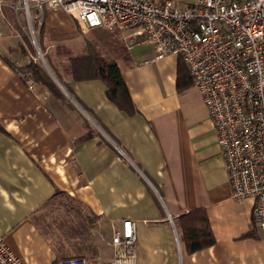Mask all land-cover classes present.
Here are the masks:
<instances>
[{"label":"crops","instance_id":"1","mask_svg":"<svg viewBox=\"0 0 264 264\" xmlns=\"http://www.w3.org/2000/svg\"><path fill=\"white\" fill-rule=\"evenodd\" d=\"M4 1L0 234L23 263L84 257L103 264L113 255L114 230L132 219L137 264H264V236L251 219L253 200L231 195L202 95L193 83L177 89L180 56L156 58L153 46L130 45L127 33L120 50L106 52L101 27L86 28L63 9H39L33 0L44 25L38 43L66 87L47 60L46 68L74 110L43 84L34 81L30 88L13 67L34 56L12 10L19 0ZM87 41L119 65L135 110L109 99L102 80L73 79L69 59L84 55ZM198 208L205 210L216 241L190 253L177 218Z\"/></svg>","mask_w":264,"mask_h":264},{"label":"built area","instance_id":"2","mask_svg":"<svg viewBox=\"0 0 264 264\" xmlns=\"http://www.w3.org/2000/svg\"><path fill=\"white\" fill-rule=\"evenodd\" d=\"M34 1L39 9H63L86 28L126 30L130 45L148 43L156 58L182 57L216 129L231 195L253 200L252 223L264 236V0ZM5 6L0 0V13ZM11 6L19 9L18 3ZM25 12L29 17L27 0ZM31 34L36 44L32 29ZM23 76L33 88L31 71ZM112 246L113 255L103 264H137L134 220L125 219L114 230ZM0 264H24L1 234ZM58 264L89 261L70 257Z\"/></svg>","mask_w":264,"mask_h":264},{"label":"trees","instance_id":"3","mask_svg":"<svg viewBox=\"0 0 264 264\" xmlns=\"http://www.w3.org/2000/svg\"><path fill=\"white\" fill-rule=\"evenodd\" d=\"M43 34L44 25L41 23L38 41L42 38ZM23 36L28 42L25 33ZM40 47L44 52V48L41 44ZM86 49L87 52L84 55L71 57L69 59L68 70L73 79H100L105 84L106 94L109 99H111L125 111L131 112L135 110L131 93L127 83L123 78L119 65L115 61L104 59L95 49V47H93V45L88 41ZM45 58L50 67L53 69L57 78L65 86L62 79L58 76L57 72L48 61L47 56H45ZM180 58L181 61L178 65L177 89L179 91H183L187 86L192 84V79L189 75L187 65L181 56ZM13 67L21 74H23L25 71H31L33 80L36 83L45 85L55 97L67 102L72 109H76L63 93L62 89L54 80L52 75L49 73L46 66L40 60L30 61L22 68L16 67L14 65ZM57 195H60V193L55 194V196ZM177 219L181 228V240L188 252L193 253L210 247L215 243L216 239L204 209L198 208L188 213H184Z\"/></svg>","mask_w":264,"mask_h":264},{"label":"rangeland","instance_id":"4","mask_svg":"<svg viewBox=\"0 0 264 264\" xmlns=\"http://www.w3.org/2000/svg\"><path fill=\"white\" fill-rule=\"evenodd\" d=\"M178 1H182V2H188V3H193L196 0H178ZM32 1L31 0H27V4H28V10H29V17L27 16L26 12H25V0H19L18 1V5H19V9L16 11L17 12V19H18V24H19V29L21 31V23L24 27V31H25V36L28 40V45L27 48L30 52V54H32L36 60H40L43 64V60L40 57V54H43L44 59H45V55L44 52L40 49L39 43H38V34H39V28H40V17H36L35 16V12H34V8L32 7ZM4 10V8H3ZM0 19H3V15L2 13H0ZM31 29L34 32V35L36 37V44H34V40H33V36L31 34ZM99 36L103 37L102 39H104L105 41V46L103 47V50H120L122 48V46L124 45V43H126V40L123 39V35L126 34L128 31L126 30H120L118 28H112V29H108V28H104L101 27L99 28ZM107 52V51H106ZM63 54H69L70 56L73 54L71 51H63ZM36 60H31V61H36ZM45 63H46V59H45ZM48 66V65H47Z\"/></svg>","mask_w":264,"mask_h":264},{"label":"water","instance_id":"5","mask_svg":"<svg viewBox=\"0 0 264 264\" xmlns=\"http://www.w3.org/2000/svg\"><path fill=\"white\" fill-rule=\"evenodd\" d=\"M40 57H41V59L43 60V62H44V65L48 68V66H47V64L45 63V59H44V56H43V54H40Z\"/></svg>","mask_w":264,"mask_h":264}]
</instances>
